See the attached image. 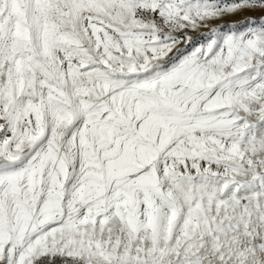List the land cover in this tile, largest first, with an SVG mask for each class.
<instances>
[{
    "label": "snow or ice",
    "instance_id": "6c2138e0",
    "mask_svg": "<svg viewBox=\"0 0 264 264\" xmlns=\"http://www.w3.org/2000/svg\"><path fill=\"white\" fill-rule=\"evenodd\" d=\"M0 264H264V0H0Z\"/></svg>",
    "mask_w": 264,
    "mask_h": 264
},
{
    "label": "rangeland",
    "instance_id": "374dc122",
    "mask_svg": "<svg viewBox=\"0 0 264 264\" xmlns=\"http://www.w3.org/2000/svg\"><path fill=\"white\" fill-rule=\"evenodd\" d=\"M222 3H230L232 0H221ZM255 16H259L258 13L254 14ZM245 21V17L243 16H234V17H225L223 20L215 21V25L217 26H223L224 30H227V28L233 24L236 23L237 25H242ZM207 31V30H204ZM203 33H194L193 38L194 40H200Z\"/></svg>",
    "mask_w": 264,
    "mask_h": 264
}]
</instances>
